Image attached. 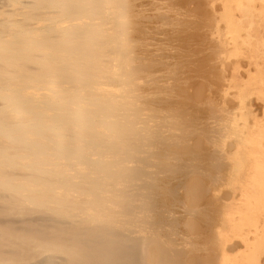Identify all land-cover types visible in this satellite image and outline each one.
Returning <instances> with one entry per match:
<instances>
[{"label": "bare ground", "instance_id": "bare-ground-1", "mask_svg": "<svg viewBox=\"0 0 264 264\" xmlns=\"http://www.w3.org/2000/svg\"><path fill=\"white\" fill-rule=\"evenodd\" d=\"M150 1H152V0H150ZM200 1L204 2L203 0H200ZM257 1H261V3H262V6L259 9H257L255 7V4L257 3ZM132 2L133 1H131V0H0V264H143L144 260L148 264H156L157 258L155 259V257H157L156 256L157 253H159L160 249H164V247H166V245L164 247L160 246L162 248L158 249L157 246L159 247V245H161V243L159 244L158 242H156L158 239L154 240L153 239L154 237L152 238L150 234H149L150 236H147L148 234L145 235V231H149V230L144 229L145 225L143 226V223H144L143 220H145L147 218H145L146 216L144 215L143 212L147 210L146 206H148V204H150V203L146 202V204L147 203L148 204L145 207H144V205L142 206L141 204H143L145 202L144 200L149 201L150 197H151V199L155 198V197L153 198V195H151V194L146 196L145 193L148 190H145L144 188H146L147 185H148V188H150V185H151L152 186L151 190L153 188L152 191L155 192V190H154L155 185H152V184H155L157 182L156 179L158 180V178H161V177H159V175H161V174H159L158 176H156V175L160 171L162 172V169L165 172L166 168L168 169L169 167H171V165L173 168V166H175V164L176 165L178 164L177 165L178 167L176 166V169L179 168V163L176 161L177 163H174V164L171 163V165H169L167 163V161L164 162V160H165L164 158H166L165 155L167 156V154H169L166 152L167 154L164 153V157L162 154L163 158H161V154L159 155L161 160L164 159L162 161L165 163V165L163 164L164 165L163 166L162 163L155 164L156 167H158L159 169L161 167L160 165H162L164 168L161 167L162 168L161 170L158 169L159 172H158V170L155 171V170L151 169L153 167L156 168L153 165L156 161L153 164L151 163V161H152L151 158H153V157H150V156H151V153H153V152H149V150L146 151V149L144 147L146 140H149L150 138H151L150 140H152L153 138L157 137L158 134L160 137L161 132L163 131L162 133H165V131L162 130L164 128L159 129V127H160L159 125L162 126L163 123H162V120H160V118H159L160 116H158L159 114H162V112L158 111V110H157L158 112H156V110H155V109H157L158 103L154 102V103H157L156 104L157 106H153L154 105V104H152L153 101H152V103H150V104H152L153 109L155 108L154 112H153L152 107H150L148 104V102H149L148 98H152V97H148V96L152 92L151 93L147 92L149 86H147L148 87L147 90L143 89V86L145 88V84L150 81V80L148 81V77H152V76L144 77L143 71L141 70V69H143L141 65L144 63L143 62L141 64V54H143V53L136 50L138 48L136 47L137 41H135L134 35H135V33H137L138 28L141 26V24L143 25L144 23L138 21L137 16L135 15V9H136L135 7H137V6H135L134 2L133 3ZM137 2H139V1H137ZM143 2H145V1H143ZM197 2L198 1H196V3ZM139 3H141V2H139ZM149 3H147V4L149 5ZM152 3L154 4L155 1L151 2V4ZM157 3H159V2H157ZM157 3H155V5H157ZM204 3H206V2H204ZM163 4H165V3H163ZM190 4H191V2H190ZM200 4H201V2H200ZM235 5L236 6L234 7V9L241 11V14H244L245 16H247V21H248V24L251 28L255 26L254 23L258 24V22H256L257 18L261 19V20L257 19L259 21V26H260V23H261V26L264 24L263 23L264 22V0H236ZM145 6H147V5H145ZM157 6L160 7V5H157ZM168 6H170V5H168ZM205 6H206V4H205ZM180 7H181V5H180ZM198 7H199V5H198ZM198 7L196 9L199 10L200 7L199 8ZM140 8H142V7H140ZM152 8H154V7H152ZM157 8H155V9H157ZM165 8L166 7H164V11H165ZM169 8H168V10H169ZM192 8H195V7L192 6L189 9H192ZM155 9H154V11H155ZM231 9H232V7H231ZM234 9H232L233 12L235 11ZM148 10H150V9H148ZM168 10L165 14H163V16H162V14H160V15L162 17H165V16L167 17L166 14L170 12V10L169 11ZM184 10H182V12ZM187 10H188V8H187ZM206 10L207 9H205V11ZM237 10L234 12L235 14L231 12V14H234L233 15L234 18H236L235 16H236ZM258 10H259V13L257 14ZM171 11H172V8H171ZM191 11H190V14H191ZM182 12H179V13H182ZM140 13H141V11H140ZM161 13H163V12H161ZM170 13H172V12H170ZM183 13H185V12H183ZM194 13H196V12H193L192 14H194ZM148 14H150V13H148ZM176 14H177V11H176ZM229 14H230V12H229ZM229 14H226V15H229ZM231 14H230V18L232 17ZM144 15H147V14H144ZM144 15H143V17H144ZM154 15L155 14H153V16ZM160 15L158 13L157 16H160ZM188 15H189V12H188L187 16ZM238 15L240 17V13ZM157 16H155V17L157 18ZM175 16H177V15H175ZM180 16H181V14L179 15V17ZM192 16H194V15H192ZM141 17H142V14H141ZM141 17L139 20H141ZM184 17H183V19H184ZM233 17L231 18V21H232ZM150 18L153 19V17H150ZM158 18H160V17H158ZM158 18H157V22H159ZM168 18H169V16H168ZM185 19H187V18H185ZM165 20H166V18H165ZM190 20H192V19H190ZM240 20H241V17H240ZM240 20L236 19L235 20L236 23H234V22H232V23L237 24V25L239 24L240 27L237 25H236V27H239V29H241L243 31V28L245 27L243 25H245V24L243 22H242L243 23L242 24ZM152 22H153V20H152ZM186 22L188 24L189 21H186ZM160 23H161V21H160ZM189 23H191V22H189ZM153 24H151V25H153ZM155 24H157L156 21H155ZM168 24L169 23H167V25ZM257 24H256V26H257ZM155 26H156V28H158V24ZM163 26L165 27L164 23H163ZM177 26H179V25H177ZM184 26H185V24H184ZM242 26H243V28H242ZM259 26L257 28H259ZM261 26H260V28H261ZM188 27H191V26H188ZM140 28H142V26ZM146 28H147V26H146ZM156 28H155V31H156ZM159 28H160V26H159ZM159 28H158V30L162 32L163 28H161V30ZM165 28H168V27H165ZM181 28H185V27L182 26ZM230 28H231V26H230ZM245 28H244V30H245ZM262 28L264 29L263 26H262ZM177 29L179 30L178 27H177ZM191 29H192V27H191ZM239 29H238V31L242 32ZM248 30H249V28H247L246 32H248ZM146 31H147V29H146ZM150 31L151 30L149 29L148 32H150ZM170 31H171V29H170ZM189 31H191V30H189ZM250 31H252V32H249V37L253 38V36L255 35L257 30L255 32V28H254V30L250 29ZM253 31H254V33H253ZM259 31L261 32L260 29H259ZM143 32H144V30H143ZM151 32H153V30ZM171 32H172V35H173V33H175L173 31H171ZM263 32H264V30H263ZM138 34H143V33H138ZM147 34H149V33L144 34V36L145 35L147 36ZM188 34H186V36H189ZM200 35H203V34L200 33ZM239 35H241V33ZM258 35H260L259 32H258ZM142 36L143 35H141V37ZM163 36H165V35L163 34ZM190 36H191V34H190ZM261 36L262 35L257 36L260 39L255 37L259 41L258 40H253V41L256 42V45L259 44V42H260V44L262 45L261 52L263 51V53H264V50H262V48H264L263 47L264 46V40H263L264 37L262 39ZM148 37H149V35H148ZM194 37H195V35H194ZM203 37L204 36H202V38ZM206 37H207V35H206ZM239 37L241 38L242 36H239ZM239 37H236V38H239ZM192 38H191V41H193ZM168 39L170 40V38H167L166 41H168ZM221 39L224 40L223 38H221ZM244 39H245V37H244ZM247 39H249V38H247ZM156 40H157V38H156ZM161 40H163V39H161ZM187 40H188V38H187ZM194 40H195V38H194ZM199 40H200V36H199ZM147 41H148V39H147ZM152 41H153V39H152ZM210 41H212V39ZM253 41H252V43L250 42L252 45L255 43ZM257 41H258V43H257ZM143 42H146V41L143 40ZM154 42H155V38H154ZM176 42H175V45H176ZM182 42L183 41L181 40L180 43L182 44ZM212 42H214V40ZM222 42L224 43V41H222ZM138 43H139V41H138ZM168 43H169V41H168ZM172 43H174V42H172ZM246 43H248V42L246 41L245 44ZM143 44L144 43H142L141 46H145ZM148 44H150V42H148ZM165 45L167 46L168 44L165 43ZM256 45H254L255 48L253 49L255 53H257L256 49L259 50L260 46H261L260 45L258 47V45H257V47H256ZM219 46L220 45H218V47ZM247 46H249V45H247ZM152 47L153 46L151 45V48L149 47V49H152ZM177 47H179V46H177ZM188 47H189V45H188ZM218 47L216 46V48H218ZM225 47H227V46H225ZM162 48L164 49L165 47H162ZM162 48H161V50H162ZM219 48L221 49V46ZM153 49H154V47H153ZM156 49H160V48H156ZM170 49H171V47H170ZM144 50H146V49H144ZM144 50L142 49V51H144ZM214 50H216V49H214ZM153 51H155V50H153ZM185 51L183 50L182 52H185ZM218 51L220 52L219 49H218ZM225 51H226V49H224V52ZM157 52H159V50ZM146 53H147V51H146ZM168 53H170V52H168ZM168 53H166L167 56L170 55ZM247 53H248V50H247ZM177 54H178V52H177ZM159 55H160V58L163 56V55L161 56V54H158V55L155 54V56H159ZM166 55H164V56H166ZM167 56H166V59H168ZM180 56H181V53H180ZM262 56H264V54ZM150 57L152 58V56H149V58ZM217 57H218V55H217ZM219 57L222 58V56H220V55H219ZM145 58L146 57H144V59ZM180 58H183V56H181ZM147 59H148V57H147ZM164 59H160L161 62ZM166 59L163 62H165ZM221 60L223 62V59H221ZM147 61H148L147 63L149 65L148 64L145 65V66H147V68L143 69L144 71L148 70L149 67L152 70V68L150 66L152 61L151 60H147ZM154 61H157V58ZM174 61H176V59ZM181 61H183V59ZM181 61H179V62H181ZM214 61H215V59H214ZM257 61H256V63H257ZM171 62L172 61H170V63ZM251 62H253V61H251ZM153 64H154V62L151 65L154 66L157 63L155 62V64L154 65ZM176 64L177 63L173 64V65H175V68H176ZM223 64H225V61ZM158 65H161V64L158 63ZM237 65H239V64H237ZM166 66H167V64H165L164 67L162 66L163 67L162 69H164ZM170 66H172V65H170ZM170 66H168V70H169ZM232 66L234 67V65H232ZM239 66H241V65H239ZM223 67H225V66H223ZM155 68H157V67H155ZM171 68H173V66ZM175 68H174V70H175ZM180 69H178V70H180ZM170 70L172 71V69H170ZM163 71L164 70H162V73H163ZM171 71H168L169 73H167V70H166V72L164 71L165 72L164 74L167 73V75H165V79L167 78V80H165V81H168V77H169L168 74H171L172 73ZM145 72H147V71H145ZM148 72H149V70H148ZM157 72L160 73L161 71L157 70ZM154 73H155V71H154ZM175 73H174V76L173 75H171V76L176 77ZM178 73H179V71H178ZM145 75H146V73H145ZM161 75L163 76V74H161ZM166 76H168V77H166ZM251 78H250V81L253 80L254 82L257 79L256 76H253V79H251ZM157 79H155V80H157ZM175 79H171V81H169L172 84V86L170 87V89H171L170 92H169V88H167L168 89L167 93H168V95H170V97H172L171 93H173L171 91L175 92V90H172L174 83H175L174 82ZM262 79H264V77ZM178 80H180V79H178ZM178 80H176V81L178 82ZM261 80H258V84ZM157 81H156V83H157ZM153 82H155V81L153 80ZM160 83H162V82H160ZM170 83H168V84H170ZM260 84H263V82L261 81ZM147 85H154V84L151 83V84H147ZM161 85L162 84H160L158 86H161ZM164 85H166L165 82H164ZM178 85H180V84L178 83L177 87H179ZM203 85H205V84H203ZM156 86H155V89L157 91L158 88H156ZM166 86H168V85H166ZM198 86H200V84H198ZM217 86H220V85H217ZM239 86L243 87L242 84H240ZM244 86H246V85H244ZM175 87H176V85H175ZM162 88H164V87H162ZM162 88H160L159 90H161ZM197 88L194 90H197ZM207 88H208V86H207ZM207 88H204V89H207ZM152 89H153V87H152ZM152 89H151V91H152ZM180 89H182V88H180ZM185 89L186 88H184V90ZM199 89H201V88H199ZM201 90H203V88ZM241 90H239V91H241ZM176 91H177V89H176ZM207 91H209V90H207ZM262 91H264V90H262ZM158 92L160 93V91H158ZM158 92H154L152 94L156 93V96H158L157 95ZM163 92H161V93H163ZM182 92H183V90H182ZM195 92H197V91H195ZM214 92H215V89H214ZM218 92H221V90ZM193 93H194V91H193ZM199 93L201 94V92H199ZM188 94H189V92H188ZM197 94H198V92H197ZM200 94H198V95H200ZM175 95H177V94H175ZM204 96L206 97V94ZM154 97L155 96H153L152 99L155 100ZM170 97H168V98H170ZM184 97H187V95H184ZM197 97H199V96H197ZM210 97H212V95ZM177 98H179V97H177ZM177 98L172 97V99H176V101H177ZM189 99L193 100V99H191V97H188V99H186V100L188 101ZM168 100L169 99H167L166 101H168ZM251 100H253V99H251ZM178 101L176 103H178ZM186 102L183 101L184 104ZM200 102H199V104H200ZM250 102L251 101L248 102L249 103V105L247 107L248 109L250 108V105H251ZM179 103L181 104L182 102H179ZM245 103H247V102H245ZM164 104L169 106V107H167V106L166 107L169 108L168 110H170V104L169 103H168L169 105L167 103H164ZM184 104L183 105L181 104L182 105L181 108L177 107L176 110L181 109L179 111V112H181L182 107L184 110V108L186 106V104L185 105ZM178 106H180V105H178ZM222 106H224V104ZM251 106L254 107L255 105H251ZM159 107L160 106H158V109H159ZM172 107H173V105H172ZM220 107H221V104H220ZM162 108L164 109V107H162ZM173 109L175 110V107ZM165 110H166V108H165ZM168 110H166L168 112L167 115L170 116L171 118L169 117L170 118V120H169L168 116H167V118L165 116V124L167 122V124L169 125L168 126V125L163 124L164 125L163 127H165V128H166V126L168 127L166 132H168V129L172 128L170 126H173V124L170 125L168 122L170 121V123H171L173 121V123L177 124V121L174 122L176 119V118H174V117H176L174 115L179 114V112H177V111H176L177 113L175 114V111L173 112L171 109V113L173 112L172 116H174V117H172L170 115L171 113ZM216 110L217 109L213 110V112H215ZM221 110H222L221 113H223V109H221ZM249 110H251V109H249ZM252 110H253V108H252ZM252 110H251V112H253ZM256 110L258 112V109H256ZM150 111H152V112H150ZM159 112H161V113H159ZM182 112H181V114H182ZM216 112H218V111H216ZM230 112H232V111H230ZM154 113H157L158 115L156 114V116H158V117H156ZM221 113H220V115H221ZM163 114H162V116H164ZM184 114H185V111H184ZM182 115L181 116L178 115V118L181 117L182 120L184 119L182 121V123L183 122L185 123V121H186L185 119H187V117H185V115L184 116H182ZM232 115L233 114H231L230 116H232ZM237 116H239V115H237ZM183 117H185V118H183ZM218 117H219V114H218ZM163 118L164 117H162L161 119H163ZM172 118L174 120H171ZM178 118L176 120L181 121ZM222 119H223V117H222ZM163 122H164V120H163ZM157 123H159V125H158L159 127L157 126ZM176 124H174L175 128L177 127ZM178 124H179V122H178ZM180 124H181V122H180ZM256 124H257V126L260 125L259 122H257ZM155 126L157 127V129ZM228 126H230V125H228ZM186 127L188 128L189 126L186 125ZM256 128H257V130H259V127H256ZM158 129L162 130V131L159 133ZM172 129H174V128H172ZM190 129H191V127L188 128V132ZM169 131H171V130H169ZM174 131H175V129H174ZM184 131H185V129H184ZM223 131H225V130L223 129ZM171 132H173V130ZM221 132H222V130H221ZM260 132L262 133L263 130ZM175 133H176V135L173 133L175 136H173L171 139H170V136L168 138V135L165 138H168V139L174 141L175 139H178L177 132L175 131ZM225 133L226 132H222V135ZM184 135L185 136L190 135V134H187V129H186V133ZM244 135L246 136V134H244ZM262 135L264 136V134H259L256 136V138L254 137V135L252 137L251 141L254 144V147H256V149H254L253 153H252L253 154L252 155L253 156V164H252V168H250L251 171L249 172V174L247 173V170L245 169L246 173L248 174V176H247L248 184L245 185L244 189L241 188V189H243V195H244L243 200L244 201H242L241 206H239V207L235 206L237 202L234 203L235 204L234 206L237 207L236 208L237 214H239V215L238 216H232L233 217L232 219L230 218L231 223H233L231 225H233L234 228L233 229L231 228L232 231L230 230L231 233L227 234V239H226L227 242H229V241H232L233 238H234L233 240H236L235 237H237V238L240 237L242 239V241L244 242L243 246H245V250L243 251V253L241 255L238 254L239 256L235 257L233 259L232 257H230L229 252H228V251L231 252V250H227V248L224 247V245H222L223 247H219V248L221 249L220 251H222V248H223V251H222L223 256L221 254L220 255L222 256V259H224V264H260L259 263V255H260V253H262L261 252L262 250L264 251V148L258 147L262 144V142L260 140V139H263ZM180 136H182V135H180ZM191 136H192V134H191ZM161 138H163L162 139L163 141H160ZM165 138L160 137V140H159V138H157L159 141L156 138L155 139L160 144V142L162 143L165 140H167ZM185 139H187V138H185ZM214 139L215 140H213V142L217 141L216 138H214ZM179 140H181V139H179ZM179 140H176L177 142L175 141L177 143V145H176V143L172 142L173 143L172 146H173V148H175L174 147V144H175V146L177 148H179L178 152H181L180 143H179V147H178V142H180ZM247 140H248V138H247ZM258 142L259 143L261 142V144L259 145ZM165 143H166V141L164 142V144ZM167 143H170V142H167ZM181 143H182L181 145L183 147L181 149L183 150L185 148L184 146H186L188 143L185 144L184 146H183V143H186L185 140H184V142H181ZM263 143H264V141H263ZM147 145H149V143ZM245 145H243V146H245ZM262 145H264V144H262ZM154 146H155V144H154ZM148 147H152V146H148ZM235 147L236 146H234L233 148H235ZM238 147L239 146L237 145V148ZM249 147L250 146L248 145L247 148H249ZM177 148H176V150H177ZM240 148L242 149V147H240ZM155 149H157V148H155ZM162 149H163V147H162ZM243 149L245 150L246 146ZM176 150L174 149L173 151H171L172 154H173V152H176ZM218 150H219V148H218ZM220 151H221V149H220ZM250 151H252V149ZM147 152L150 153V156L145 155V153H147ZM217 152L219 153V151H217ZM221 152L223 154V151H221ZM247 152H248V150H247ZM244 153H246V152H244ZM176 154H177V156H179L180 153H175V155ZM155 156H158V155H155ZM174 157H172V158H174ZM181 159L183 160L182 157L180 158V160H178V161H180V163L187 161V160L182 161ZM237 159H239V156L237 157ZM167 160H169V159H167ZM174 160H177V158L175 157ZM241 160H242V157H241ZM159 162H160V160H159ZM159 162H157V163H159ZM241 162H243V161H241ZM248 162L249 163H247V164L251 165L250 161H248ZM166 163L168 166L166 165ZM186 163H185V165H187V168H185V165H184L185 169L190 170V166H191L193 168V170L195 169L194 170L195 173H197L196 167L191 165L192 163L189 165H188V163L187 164ZM183 164L184 163H181L180 165H183ZM246 167H248V166L246 165ZM249 167H251V166H249ZM180 168H183V167L180 166ZM176 169H173V170L169 169V171H174ZM185 169H183V171ZM237 169H238V167H237ZM187 170H185L184 173H186ZM176 171H178V169ZM188 172H187V174L190 173L189 175L191 176L192 172H189V173ZM221 172H223V170H220V174L222 176ZM179 173L183 174L182 171ZM199 173H197V174L201 175V172H199ZM197 174L193 173L192 176H196ZM183 175H184V177L182 176L181 178H185L186 179V180H184L185 182L187 180H189V179H187L189 177H186L185 174H183ZM154 176H156V177H154ZM166 176H169V175L166 174ZM216 176H214V177L218 178ZM221 176H219L220 179L218 178L219 181L221 180ZM223 176H222V178H223ZM170 177H171V175H170ZM201 177H203V175ZM212 177H207V178L209 180V178L211 179ZM153 178L155 180L152 181ZM171 179H173V177ZM192 179H193V177H192ZM202 179H204V178H202ZM178 180H180V176H179ZM205 180H206V178H205ZM205 180H203V182ZM235 180H239V179H235ZM154 181H156V182L154 183ZM211 181L215 182L214 180H211ZM221 181L224 182L223 185H225V181L224 180H221ZM221 181H220V184L222 183ZM158 182H161V181L158 180ZM185 182L183 185L184 188H185V186L187 187V182L186 183ZM191 182L195 183V181H191ZM164 183H165V181L162 183L161 186L159 184L157 187L158 188L159 187L162 188V186L164 187V185H163ZM169 183H171V181H169ZM194 183H193V186H195ZM206 183H208V182H206ZM167 184H168V181H167ZM171 184L173 185V183H171ZM171 184H169V185L171 186ZM177 184L179 185L178 181H177ZM213 184H215V183H213ZM220 184L218 183L219 187H220ZM243 184H245V183H243ZM188 185H190V184H188ZM235 185H236L235 193L237 195L238 194L237 191H239L238 189L240 187L237 189V184L234 183V186ZM166 186L164 189H166L167 191L172 189V187L169 188V186H168L169 189H167ZM175 186H176V184H175ZM177 186H176V189H177ZM179 186H182V183ZM208 186H210V184ZM212 186H210V190H211ZM216 186L217 185H215V187ZM234 186H232V187H234ZM189 188H191V187H189ZM193 188L194 187H192L190 189L191 192H189L190 190L187 191L191 195L192 194L195 195L194 193L196 192V191L194 193L192 192ZM196 188H199V187L197 186ZM217 188L215 190L214 186H213V189L215 191H211V193L212 194H213V192H215L216 194L218 193L217 201L219 200V197H222V196L223 197L221 199H223L225 197L224 198V200H225L227 193H226V196H224L225 190H223V188L221 186L220 189L222 188V190L224 191L223 192L224 195L222 194L220 196L219 193H221L222 191L219 190V192H217V190H218ZM164 189H162V190H164ZM230 189L231 190L233 189V192H234V188H230ZM143 190L145 191V193ZM162 190H161V192H162ZM166 190H164V192H165V194L168 195L169 192L167 193ZM152 191H150L148 193H152ZM157 191L160 192L159 190H157ZM184 191H185V189H184ZM184 191H182L183 194L180 191L181 192L180 193L181 194L180 195L181 200L183 199L182 195L184 197ZM171 193H174V191ZM188 193H185V194L189 198ZM229 193H231V195L234 194V193L232 194V192H229ZM155 194H157V192ZM159 194H158V196H159ZM165 194L163 193L164 196H165ZM176 194L177 193L174 194L175 197H176ZM209 194H210V192H209ZM209 194H206V195H209ZM212 194H210V195H212ZM216 194L214 196H217ZM163 195L160 196L159 198H161L164 201L163 198H167V197H163ZM234 195L231 196L230 198L227 196L228 200L229 199L231 200L232 197H234ZM236 195H235V198L237 196H239V195H237V196ZM212 196L211 197L210 196H204L205 198L200 196L201 198L200 197L199 198L206 200L208 197L207 202L209 204L210 200H212L211 201L212 203L216 201V200H214L216 197H212ZM146 197H149L148 198L149 200H147ZM190 197L192 198V196H190ZM159 198H158V200H159L158 202L160 203L162 200ZM212 198H214V199H212ZM142 199H144V200H142ZM177 199L179 200L180 198L177 197ZM184 199H185V197H184ZM239 199H241V198H239ZM141 200H142L141 204L137 203V201H141ZM166 200H165V202H166ZM181 200L178 202L182 203L185 201L184 203H186L188 199H186L184 201H181ZM233 200H235V199H233ZM175 201H177V200H175ZM199 201L200 200H198L197 203H200ZM217 201H216V203H217ZM158 202H156V203H158ZM168 202H169V200H168ZM193 202H194V200H193ZM225 202H227V200ZM163 203L164 202H162V204L161 203L160 204L163 205ZM187 203H186V205L183 204L185 206L188 205L187 207L182 205V207L184 209L186 208L185 209L186 211H188L189 208L192 207V205L190 206V204H187ZM212 203H210V204L212 205ZM216 203H213L215 205L214 206L215 208H217ZM220 203H219L220 205L224 204V203L222 204V202H220ZM231 203H233V202H231ZM231 203L229 202L228 204H231ZM152 204H154V203H151V205ZM168 204L163 205V209H162V207H161V209L164 210V206L165 207H166V205L169 206ZM203 205H205V204H203ZM225 205H227V203ZM155 206H156V204H155ZM155 206L151 207V208H156ZM157 206H158V204H157ZM177 206H178V204H177ZM177 206L175 208H177ZM180 206H179V208H181ZM231 206L232 205H229V207H231ZM222 207L223 206L219 207L221 209L218 208L219 211L221 210L220 212H223ZM144 208H145V210H144ZM196 208H197V206H196ZM196 208H195V210H196ZM201 208H203V207H200V209ZM211 208H212V206H211ZM161 209H160V212L162 211ZM203 209H204V211H203L204 215H202V216L207 217L208 215H206V213L211 214V213H209L210 212L209 210L205 213L206 208H203ZM208 209H210V208H208ZM218 209H215L213 211L211 209L210 210H211V212H215ZM225 209H228V208H225ZM225 209H224V211H225ZM152 210H154V209H152ZM156 210H158V209H156ZM185 210H179V211L184 212ZM193 210H194V208L191 210V212L193 214L197 215V213H199L198 212L199 209L196 211L195 210L193 211ZM165 211H168V210L165 209ZM201 211L202 210H200V212ZM160 212H157V214L159 216H162V215L164 216V214H162ZM171 212L174 213L176 211L174 210ZM180 212H179V214H180ZM183 212H182V215L180 214V216H183ZM194 212H196V213H194ZM217 212L218 211H216L215 214H212V216L213 215L216 216L218 214ZM228 212H229V210H228ZM223 213H225V212H223ZM184 214L186 215V213H184ZM191 214L189 213L188 215H191ZM201 214H202V212H201ZM220 214H222V213H220ZM188 215H186V216H188ZM192 215L190 216L192 218H190L189 216L188 217L184 216V218L183 217L181 218L180 216L179 217H180V220L181 219L187 220L190 218L189 220H191V219L195 220L196 219L195 221H197L201 218V216L200 217L197 216L198 218H196L195 217L196 215L194 216L195 217L194 218ZM221 216L223 217V215H221ZM224 216H225V214H224ZM227 216H226V218H228ZM143 217L145 219H143ZM147 217H148V215H147ZM216 217H213V218H215L217 220V222H219L218 221L219 219H217ZM222 217L220 219H224V217L223 218ZM149 218L152 219V215H150L148 217V219ZM153 218H154V216H153ZM156 218H157V216L155 217V219ZM159 218H157V219L159 222H161L159 220ZM213 218H211L210 216L208 219L205 218L208 221L210 219H212V221L214 220V222L211 221L212 225L209 224L210 222L208 223V221H207V227L211 225L214 228H216L218 225L220 226V224H221L220 222H223V221L225 224V219H224V220L220 221L219 224L216 223L217 224L216 225V224H214L216 221ZM141 219H143V220H141ZM165 219L167 220L168 218H165ZM205 219H202V220H205ZM176 220H178V219H176ZM176 220H174V222ZM206 220H205V223H206ZM195 221H193V223ZM137 222H140V224H139L140 226L138 228L137 227L134 228L137 225ZM145 222H147V220H145ZM159 222H158V224H159ZM168 223H172V222H168ZM205 223H203V224H205ZM147 224L150 225L149 223H147ZM153 224H155V223H153ZM167 224H165V225L167 226ZM188 224L191 225V223H189V222L187 223V225ZM199 224H201V222ZM199 224H197V225H199ZM213 224L216 225V227ZM226 224H227V222H226ZM165 225L163 227H166ZM168 225H169V227H171L170 224H168ZM172 225H173V223H172ZM153 226L156 227V224L152 225L151 228ZM178 226L180 227L181 224H179ZM182 226H184V225H182ZM192 226H190L191 229H192ZM211 226H210V228H211ZM222 226L217 227V228L218 229L220 228L219 230H226L227 229L226 228L227 225H225L226 229H221ZM146 227H148V226H146ZM163 227L161 226V228H163ZM172 227L174 228V226H172ZM176 227H175V229H176ZM200 227L202 228V226H200ZM156 228H158V227H156ZM198 228H199V226H198ZM214 228H211L209 230L208 228L205 227L204 229L212 231ZM163 229H165V228H163ZM159 230H160V228H159ZM168 230H169V228H168ZM170 230H173V229H170ZM186 230L188 231V228L185 229V232H186ZM156 231L159 232L158 230H156ZM205 231H203L204 234H205ZM228 231H229V229H228ZM149 232H146V233H149ZM154 232L155 231H153V233ZM161 232H159V233L161 234ZM212 232H214V231H212ZM215 232L219 233V231H217V229ZM177 233L178 232H175V234H177ZM186 233H188L187 234V236H188L189 232H186ZM191 233H192V231H190V234ZM221 233H223V231ZM221 233H220L218 239L221 238V236H222ZM172 234L175 235L174 230H173ZM182 234H185V233L183 232ZM182 234H179V235L182 236ZM215 234H216V236H214ZM215 234L212 236L208 234V236H211L214 239L217 237V233H215ZM164 235H166V234H164ZM169 235H171V234L170 233L167 234V236H169ZM173 235H171V236H173ZM156 236H158V238H159V235H156ZM167 236L165 237L166 239L168 238ZM192 236L194 237V234H192ZM197 237H198V239H200L199 236H197ZM151 238H152L151 241L153 242V240H154L156 242L155 244L157 246H155L154 243H151V242L149 243V245H147V247L146 246L144 247V245H146V244H143V243L140 244L143 240L150 241ZM171 238H172L171 240L174 241L173 237H171ZM184 238H186V236H184ZM184 238L182 236V240ZM205 238H207V237H205ZM168 239H170V238H168ZM178 239H179V237H178ZM188 239H190L189 241H186L188 244L185 242L184 243L186 245L191 246L190 244L193 243V242H191V240H193V239H192V237L190 238L189 236H188ZM204 239H202L201 241H203ZM186 240H187V238H186ZM205 240H206L205 242L207 243L206 245H209L211 241H213L216 244L218 243L217 240L215 241V239L210 241L207 238ZM207 240H209L210 242H208ZM237 240H238V244H239V242L241 243V240L240 241H239V239H237ZM167 241L171 242L169 240H167ZM180 241L178 240L179 243H181ZM178 242H176V243L179 246ZM195 242L198 243L199 241L198 242L195 241ZM176 243H175V241L173 242V244H176ZM196 243H193L192 245H194ZM234 244L236 245V243H234ZM238 244L236 246H238ZM184 245H183V247H184ZM186 245H185V247L187 248ZM199 245H200V248H203V244L198 243L197 246L199 247ZM136 246L137 247L139 246V249L136 248ZM151 246H153L154 250L158 249V251L157 252L154 251L155 253H152L153 248ZM171 246H173V245H171ZM171 246H169V248ZM178 246L175 245L173 247L174 250H173V248H171L172 249V253H171L172 256L168 255L169 253L167 250L171 251L170 249L166 250L165 253H168L167 255L164 254L166 258H167V256H170L169 259L173 260L172 264H176V262L174 263V261H177V259L180 258L179 255H181V252L186 250V248L184 247V249L183 250L180 249V252H179V248L176 249ZM197 246H196V249H194V250H199L196 252L201 253L202 249L201 250L197 249ZM140 247L141 248L144 247L145 251L147 248V251L150 253L147 258L144 256L145 254L143 255V258L141 257ZM181 247H182V245H181ZM193 247H195V245ZM210 247L211 248L216 247V245L213 244V246H212V244H211ZM228 247H229V245H228ZM240 247H242L241 244H240L239 248ZM175 249L177 250V252ZM191 249H190V247L187 248V252L189 253V250L191 252ZM204 249H203V252L204 251L207 252L209 250L207 248H204ZM213 249L214 248H212L210 250L212 251ZM215 250L216 249H214L213 251H215ZM218 250L219 249H217V251ZM233 250H235V247ZM211 251L209 253H211ZM173 253L174 254L180 253V254L176 255L179 257L176 259V256L174 255L175 256L174 257ZM154 254H156V255L154 256ZM162 254H163V251L161 250L160 254H158V256L161 255L163 257V259H165ZM185 254H187L186 251L183 255H185ZM191 254L192 253H190L188 256H190ZM203 255L205 256L206 254L203 253ZM185 256H183V259H185ZM214 256H217V254L213 253L212 257H214ZM172 257H174V258H172ZM181 257H182V255H181ZM219 257H216V258H219ZM201 258L203 259L204 257H201ZM210 258H211V256H210ZM160 259L161 258L157 259L158 263L163 260V259L162 260H160ZM202 259H198V260L202 261ZM214 259H215V257H214ZM220 259H221V257H220ZM220 259H217L218 260L217 264H220L219 263L221 261ZM165 260H167V259H165ZM169 261L168 262L165 261V262L167 264H169ZM178 261H177V264H179V263L181 264L182 262H184L182 260L181 261L178 260ZM209 261H210V259H209ZM170 262H172V261H170ZM164 263L160 262L159 264H164ZM185 263H186V261H185ZM204 263L207 264V262H204ZM221 263H222V261H221ZM191 264H193V263L191 262ZM195 264H197V263H195ZM201 264H202V262H201Z\"/></svg>", "mask_w": 264, "mask_h": 264}, {"label": "rangeland", "instance_id": "rangeland-1", "mask_svg": "<svg viewBox=\"0 0 264 264\" xmlns=\"http://www.w3.org/2000/svg\"><path fill=\"white\" fill-rule=\"evenodd\" d=\"M131 1H133L134 2V4H135V6H137V7H135L136 9H135V15L137 16V19H138V21L139 22H142V23H144L143 25L141 24V26H142V28H138V31H137V33H135V41H137L136 42V47L138 48V49H136L137 51H139V52H141V53H143V54H141V66H142V68L143 69H146L147 68V66H145V65H147L148 63V61L147 60H151L152 61V63L154 62V64H155V62L157 63V64H153L154 66H152L151 64H150V66H151V68H152V70L150 69V67L148 68V70H149V72H148V70H145V71H147V72H145L143 69H141L142 71H143V74H144V77H146V76H152V77H148V81L150 82H147L146 84H145V88H144V86H143V89H145V90H147V86H149V88H148V90H147V92H149V93H154V92H158V91H160V93L161 92H163V93H157V95L158 96H156V93L155 94H149V96L148 97H152L153 98V96H155L154 98H155V100L154 99H152V98H148V104H149V106L150 107H152V104H154L153 106H160L159 107V109H158V106H157V109H155L156 110V112H158V111H161L162 112V114L164 115V116H162V114H157V113H154L155 114V116H156V114L158 115V116H160L159 118H160V120H162V123L163 124H165V116H166V118H167V114H168V112L166 111V110H168L169 108H167V107H169V106H167V105H165L164 103H169L170 104V110H168L170 113H171V109H172V111L174 112L175 111V114L177 113V112H179L180 110H176V108L177 107H179V108H181V106L184 104L183 103V101L184 102H186L187 100L186 99H188V97H191V99H193V100H188L185 104H186V106H185V108H184V110H183V107H182V114H181V112H179V114H177V115H174V116H176V117H174V116H172L173 114V112L170 114L172 117H174V118H178V115H182V116H184L185 115V117H187V119H185L186 121H185V123L183 122L182 123V121L184 120H182V118L180 117V118H178V119H180L181 121H179V120H176L175 119V121L174 122H176L177 121V124L176 123H173V121L170 123V116H168V123L171 125V124H173V126H170V127H172V128H174L175 129V131L177 132V135H178V139H175L174 141H172V140H170L173 136H175L176 135V133H175V131H174V129H172V128H170V129H168V132H166V130H167V126H166V128L165 127H163L164 125L162 124V126L161 125H159V123H157V126L159 127V129H162V128H164V129H162V130H164L165 131V133H162L163 131L162 130H159V133L161 132V136L160 137H167V135H168V138H169V136H170V139H168V138H165V139H167V140H165L166 141V143L167 142H170V143H165L164 144V142H160V144L157 142V138H159V140H160V137H159V134L157 135V137H155V138H153L152 140H146V142H145V149H146V151L147 150H149V152H153V153H151V156H150V153H145V155L146 156H150V157H153V158H151L152 159V161H151V163L153 164L155 161V163L153 164L155 167H156V165L155 164H160V163H162V165L164 164L165 165V163L164 162H166L167 161V163L169 164V165H171V163H179V168H177L178 169V171H176L177 169H176V166L178 165H176L175 164V166H173V168H172V165H171V167H169L168 169L166 168V170H165V172L163 171V169L162 168H164L162 165H158L159 167H160V169L158 168V167H156V168H154L153 166V168H151V169H153V170H161L162 169V172L160 173L159 172V170H158V174L156 175V176H158L159 174H161V175H159V177H161V178H158V180L159 181H161L162 183L165 181V183L163 184L164 185V187L162 186V188L161 187H157L159 184H160V186L162 185V183L161 182H158V180L156 179V181H154V183L155 184H152V185H155L154 187V190H155V192L154 191H152L153 190V188H152V190H151V185H150V188H148V185H147V187L146 188H144L145 190H148L146 193H145V191H144V193L146 194V196L147 195H149V194H151V195H153V198L154 199H151V197H150V200L148 199L149 197H146V199L147 200H149V201H146V200H144V199H142V200H144L145 202L143 203V204H141V202H142V200L141 201H137V203H139V204H141L142 206L144 205V207L148 204H146V202H149L150 204H148V206H146V209L148 210H146V211H144L143 213H144V215L146 216H144L145 218H147V219H145L144 217H143V219H145V220H147V222H145V220H143V219H141V220H143L144 221V223H143V226L145 227H143L144 229H148L149 231H145V235H147V236H150L151 235V237L154 239V240H157L156 242H158L159 244L161 243V245H159V247L155 244L156 242L153 240V242L151 241L152 240V238L150 239V241H147V240H143L140 244H146V245H144V247L146 246L147 247V245H149V243L151 242V243H154V245L155 246H157V248L158 249H160V248H162V247H164L165 245H166V247H164V249H160V251L162 250L163 251V256H164V258L165 259H167V260H165V259H163V257L161 256V255H159L158 256V254H160V251H159V253H157V255L156 254H154V256L156 255L157 257H155V259L157 258V259H159V258H161L160 260H162V261H160V262H162V263H164L165 261H169L170 259V256H167V258L165 257V255H167L168 253V255H171V253H172V249L171 248H173L175 245L176 246H178L177 245V243L176 242H178V240L182 243H179V246L176 248V249H178L179 248V252H180V249H184V247H185V243H187L186 241H189L190 239H188V236L191 238L192 237V239L193 240H191V242H193V243H196L195 241H199L198 243H201V244H203V248H200V245H199V247L197 246L198 245V243H196V244H194L195 245V247H193L194 245H192V244H190L191 246H189V245H186L187 246V248H189L190 247V249L192 248L193 250L194 249H196V246H197V249H202L201 250V253L199 252H196V251H199V250H192L191 249V252H190V250H189V253L187 252V248H186V250H184V251H182L181 252V255H182V257H181V255H179L180 256V258H178L179 256H176V255H178V254H180V253H173V256L175 255L176 256V259H177V261L178 260H182V261H184V262H182L183 264H191V262L193 263V264H195V263H197V264H201V262H202V264H205L204 262H207V264L209 263V264H217V259H220V257H221V261H222V263H221V261L219 262L220 264H224V259H222V256H223V248H222V251H220L221 249L219 248V247H223L222 245H224V247H226L227 248V250H231V252L230 251H228L229 252V255H230V257H232L233 259L235 258V257H238L239 255H241L242 253H243V251L245 250V246H243L244 245V242L242 241V239L240 238V237H235V239L236 240H233L232 239V241H229V242H227V234L228 233H231V231H232V229L234 228V226L233 225H231V224H233V223H231V220H230V218L232 219L233 217L232 216H238L239 214H237V207H239V206H241V203H242V201H244L243 199H244V195H243V189H244V187H245V185L246 184H248V178H247V176H248V174H249V172L251 171L250 170V168H252V164H253V150L254 149H256V147H254V144L252 143V137H253V135H254V137L256 138V136L257 135H259V134H264V91H262V90H264V79H262L263 77H264V56H262L264 53H263V51L261 52V47H262V45L260 44V42H259V44H257L258 45V47L260 46V51L259 50H257L256 49V52L258 53H255L254 52V45H256V42L255 41H253V40H258V39H260L259 37H257V36H260V35H262L261 36V38L263 39V37H264V32H263V28H262V26L264 27V22L262 23L263 25L261 26V23H260V26H261V28H260V26H259V21L258 20H261V19H259V18H257L256 19V22H258V24L257 23H254V27H250L249 26V24H248V21H247V16H245L244 14H241V11H239V10H237V9H234V7L236 6L235 4H236V0H203L204 2H206V3H204V2H202V1H200V0H152V1H148V0H131ZM137 1H139V2H141V3H139V2H137ZM143 1H145V2H143ZM147 1V2H146ZM155 1V3H157V2H159V3H157V5H160V7H158L157 5H155V3L153 4H151V2H154ZM157 1V2H156ZM164 1V2H163ZM175 1V2H174ZM185 1V2H184ZM193 1V2H192ZM196 1H198L197 3H196ZM201 2V4H200V2ZM218 1V2H217ZM132 2V3H133ZM143 2V3H142ZM150 2V3H149ZM168 2V3H167ZM172 2V3H171ZM174 2V3H173ZM190 2H191V4H190ZM208 2V3H207ZM216 2V3H215ZM231 2V3H230ZM145 3V4H144ZM147 3H149V5L147 4ZM163 3H165V4H163ZM171 3V4H170ZM204 5H203V4ZM211 3V4H210ZM258 3V4H257ZM257 5L255 4V7L257 8V9H259L261 6H262V3H261V1H257ZM139 4V5H138ZM143 4V5H142ZM173 4V5H172ZM181 5V7H180V5ZM186 4V5H185ZM195 4V5H194ZM197 4V5H196ZM205 4H206V6H205ZM210 4V5H209ZM214 4V5H213ZM145 5H147V6H145ZM162 5V6H161ZM168 5H170V6H168ZM176 5V6H175ZM178 5V6H177ZM198 5H199V7H200V9L198 10V9H196L197 7H198ZM201 5V6H200ZM151 6V7H150ZM158 8H157V7ZM173 6V7H172ZM195 7V8H192V9H189L190 7ZM197 6V7H196ZM205 6V7H204ZM140 7H144L143 9L142 8H140ZM152 7H154V8H152ZM163 7V8H162ZM164 7H166L165 8V11H164ZM170 7V8H169ZM186 7V8H185ZM198 7V8H199ZM231 7H232V9H234L235 11L237 10V12H236V18H234L233 17V15L235 14L234 12H233V10L231 9ZM146 8V9H145ZM155 8H157V9H155ZM168 8H169V10H170V12H172V13H167L166 15H167V17L165 16V17H162L163 16V14H165L166 12H167V10H168ZM171 8H172V11H171ZM176 8V9H175ZM187 8H188V10H187ZM145 9V10H144ZM148 9H150V10H148ZM154 9H155V11H154ZM161 9V10H160ZM174 9V10H173ZM179 9V10H178ZM185 9V10H184ZM204 9V10H203ZM205 9H207L206 11H205ZM141 11V13H140V11ZM144 12H143V11ZM147 10V11H146ZM152 10V11H151ZM158 10V11H157ZM160 10V11H159ZM168 10V11H169ZM182 10H184L183 12H185V13H183L182 12ZM192 10V11H191ZM198 10V11H197ZM229 10V11H228ZM231 10V11H230ZM176 11H177V14H176ZM182 12V13H179V12ZM189 12V15L187 16V14H188V12ZM190 11H191V14H190ZM137 12V13H136ZM139 12V13H138ZM143 12V13H142ZM155 12V13H154ZM159 13V15L160 14H162V16L160 15V16H157L158 15V13ZM161 12H163V13H161ZM193 12H196V13H194V14H192ZM198 12V13H197ZM229 12H230V14H231V12L232 13H234V14H231L232 15V17H233V19H232V21H231V18H230V14H229ZM148 13H150V14H148ZM155 14L154 16H153V14ZM240 13V17H241V20H240V17H239V14ZM259 13V10H258V12H257V14ZM141 14H142V17H141ZM144 14H147V15H144ZM169 14V15H168ZM174 16H173V15ZM181 14V16L179 17V15ZM226 14H229V15H226ZM143 15H144V17H143ZM149 15V16H148ZM172 15V16H171ZM175 15H177V16H175ZM192 15H194V16H192ZM147 16V17H146ZM155 16H157V18L158 17H160V18H158V21L159 22H157V18L155 17ZM168 16H169V18H168ZM185 16V17H184ZM192 16V17H191ZM202 16V17H201ZM205 18H204V17ZM258 16V15H257ZM140 17H141V20H139L140 19ZM150 17H153V19L152 18H150ZM156 19H155V18ZM163 19H162V18ZM183 17H184V19H183ZM143 18V19H142ZM145 18V19H144ZM150 18V19H149ZM165 18H166V20H165ZM174 18V19H173ZM176 18V19H175ZM185 18H187V19H185ZM149 19V20H148ZM160 19V20H159ZM190 19H192V20H190ZM236 19H238V20H240L241 21V23L243 22L245 25H243V26H245L244 28H245V30H244V28H243V26H242V28H243V31L241 30V29H239V27H240V25L238 24H233L232 22H234V23H236V21L235 20ZM151 20V21H150ZM152 20H153V22H152ZM156 21V23L158 24V28H159V26H160V30H161V28H163L162 29V32L161 31H159L158 30V28H156V26L155 25H157V24H155V21ZM165 20V21H164ZM179 20V21H178ZM184 20V21H183ZM229 20V21H228ZM234 20V21H233ZM160 21H161V23H160ZM176 21V22H175ZM183 21V22H182ZM186 21H189V22H191V23H189L188 22V24H187V22ZM231 21V22H230ZM151 22V23H150ZM166 22V23H165ZM181 22V23H180ZM246 22V23H245ZM147 23V24H146ZM150 23V24H149ZM154 23V24H153ZM163 23H164V25H165V27H168V28H165L164 26H163ZM167 23H169L168 25H167ZM175 23V24H174ZM181 25H180V24ZM242 23V24H243ZM151 24H153V25H151ZM162 24V25H161ZM172 24V25H171ZM184 24H185V26H184ZM248 24V25H247ZM256 24H257V26H256ZM147 26V28H146V26ZM167 25V26H166ZM177 25H179V26H177ZM191 26L192 27V29H191V27H188V26ZM236 25L237 26H239V27H236ZM147 29V31H146V29L144 28V27ZM162 26V27H161ZM183 26V27H185V28H181V27ZM230 26H231V28H230ZM259 26V28H257ZM177 27L179 28V30L177 29ZM152 31L153 30V32H148V30L149 29ZM155 28H156V31H155ZM177 30H176V29ZM190 28V29H189ZM234 28V29H233ZM247 28H249V30H248V32H246V30H247ZM254 28H255V32H256V30H257V32L255 33V35L253 36V38H250L249 37V32H252V31H250V29L252 30H254ZM167 29V30H166ZM169 29V30H168ZM170 29H171V31H173V32H175V33H173V35H172V32L170 31ZM174 29V30H173ZM183 29V30H182ZM185 29V30H184ZM238 29L239 30H241L242 32H240V31H238ZM259 29L261 30V32L259 31ZM263 29V30H262ZM143 30H144V32H143ZM164 30V31H163ZM189 30H191V31H189ZM140 31V32H139ZM158 31V32H157ZM178 31V32H177ZM184 31V32H183ZM155 32V33H154ZM161 32V33H160ZM164 32V33H163ZM166 32V33H165ZM189 34H188V33ZM241 33V35H239L240 33ZM245 32V33H244ZM258 32H259V34L260 35H258ZM263 32V33H262ZM138 33H143V34H138ZM146 33H149V34H147V36L145 35L144 36V34H146ZM160 33V34H159ZM199 33V34H198ZM200 33H202L203 35H200ZM253 33H254V31H253ZM154 34V35H153ZM163 34L165 35V36H163ZM171 34V35H170ZM182 34V35H181ZM186 34H188L189 36H190V34H191V36L193 37H191L192 38V40L193 41H191V38L189 37V36H186ZM198 34V35H197ZM209 34V35H208ZM137 35V36H136ZM141 35H143L142 37H141ZM148 35H149V37H148ZM156 35V36H155ZM160 37H159V36ZM167 35V36H166ZM180 35V36H179ZM194 35H195V37H194ZM197 35V36H196ZM206 35H207V37H206ZM236 35V36H235ZM242 36L241 38L239 37V36ZM246 35V36H245ZM139 36V37H138ZM151 36V37H150ZM199 36H200V40H199ZM202 36H204L203 38H202ZM148 39V41H147V39ZM163 37V38H162ZM211 37V38H210ZM236 37H239V38H236ZM244 37H245V39H244ZM249 38V39H247V38ZM255 37H257L258 39H256ZM137 38V39H136ZM145 38V39H144ZM151 38V39H150ZM154 38H155V42H154ZM156 38H157V40H156ZM160 38V39H159ZM167 38H170V40L168 39V41H169V43H168V41H166L167 40ZM174 38V39H173ZM177 38V39H176ZM180 40H179V39ZM182 38V39H181ZM187 38H188V40H187ZM190 38V39H189ZM194 38H195V40H194ZM198 38V39H197ZM221 38H223L224 40H222ZM255 38V39H254ZM140 39V40H139ZM150 39V40H149ZM152 39H153V41H152ZM159 39V40H158ZM161 39H163V40H161ZM212 39V41L214 40V42H212V41H210ZM143 40L144 41H146V42H143ZM181 40L183 41L182 42V44L180 43L181 42ZM190 40V41H189ZM197 40V41H196ZM250 40V41H249ZM264 40V39H263ZM138 41H139V43H138ZM157 41V42H156ZM166 41V42H165ZM178 43H177V42ZM189 41V42H188ZM222 41H224V43L222 42ZM248 42V43H246L245 44V42ZM252 41L253 42H255L253 45L251 44L252 43ZM259 41V40H258ZM258 41H257V43H258ZM148 42H150V44H148ZM161 42V43H160ZM164 42V43H163ZM172 42H174V43H172ZM175 42H176V45H175ZM191 42V43H190ZM251 42V43H250ZM142 43H144L143 45H145V46H141L142 45ZM152 43V44H151ZM154 43V44H153ZM157 43V44H156ZM160 45H159V44ZM165 43H167L168 45L166 46L165 45ZM185 43V44H184ZM190 43V44H189ZM217 43V44H216ZM222 43V44H221ZM244 43V44H243ZM147 44V45H146ZM162 44V45H161ZM164 44V45H163ZM174 44V45H173ZM189 45V47H188V45ZM151 45L154 47V49H153V47H152V49L153 50H155V51H153L152 49H149V47L151 48ZM187 45V46H186ZM191 45V46H190ZM214 45V46H213ZM218 45H220L221 46V49L218 47ZM247 45H249V46H247ZM257 45H256V47H257ZM148 46V47H147ZM160 46V47H159ZM165 47L164 49L162 48V47ZM174 46V47H173ZM177 46H179V47H177ZM182 46V47H181ZM216 46L218 47V48H216ZM225 46H227V47H225ZM144 47V48H143ZM160 48V49H156V48ZM170 47H171V49H170ZM264 47V46H263ZM161 48H162V50H161ZM175 48V49H174ZM182 48V49H181ZM223 48V49H222ZM140 49V50H139ZM142 49L144 50V49H146V50H144V51H142ZM214 49H216V50H214ZM218 49L220 50V52L218 51ZM224 49H226V51L224 52ZM149 50V51H148ZM159 50V52H157ZM165 52H164V51ZM184 50H186L185 52H182V51ZM247 50H248V53H247ZM262 50H264V48H262ZM146 51H147V53H146ZM161 51V52H160ZM151 54H149V53ZM164 52V53H163ZM168 52H170V53H168ZM177 52H178V54H177ZM181 53V56H183V58H180L181 56H180V53ZM156 55H158V54H161V58H160V55L159 56H155V54ZM158 53V54H157ZM166 53H168V54H170V55H166ZM261 53V54H260ZM146 54V55H145ZM173 54V55H172ZM184 54V55H183ZM218 55V57H219V55L220 56H222V58H218L217 57V55ZM164 55H166L167 56V58L168 59H166V56H164ZM172 55V56H171ZM225 55V56H224ZM149 56H152V58L150 59L149 58ZM154 56V57H153ZM179 56V57H178ZM224 56V57H223ZM144 57H146L145 59H144ZM147 57H148V59H147ZM174 59H173V58ZM178 57V58H177ZM254 57V58H253ZM156 58H157V61H154V60H156ZM166 59V61L168 62H163L165 59ZM246 58V59H245ZM262 58V59H261ZM154 59V60H153ZM160 59H164V60H162V62H161V60ZM172 59V60H171ZM176 59V61H174ZM183 59V61H181ZM214 59H215V61H214ZM221 59H223V62H222V60ZM249 59V60H248ZM252 59V60H251ZM220 60V61H219ZM238 60V61H237ZM240 60V61H239ZM258 60V61H257ZM159 61V62H158ZM170 61H174L173 63L171 62L170 63ZM179 61H181V62H179ZM224 61H225V64H223L224 63ZM251 61H253V62H251ZM256 61H257V63H256ZM262 61V62H261ZM146 63V64H145ZM158 63H160L163 67H164V65L165 64H167V66L164 68V69H162L163 67L161 66V65H158ZM164 65H163V64ZM175 63H177L176 64V68H175V65H173V64H175ZM182 63V64H181ZM222 63V64H221ZM241 63V64H240ZM172 65L173 66V68H171L172 66H170V65ZM237 64H239V65H241V66H239V65H237ZM247 64V65H246ZM251 64V65H250ZM258 64V65H257ZM261 64V65H260ZM149 65V64H148ZM158 65V66H157ZM180 65V66H179ZM225 66V67H223V66ZM232 65H234V67L232 66ZM236 65V66H235ZM257 65V66H256ZM260 65V66H259ZM145 66V67H144ZM168 66H170L169 67V70H168ZM238 66V67H237ZM256 66V67H255ZM154 67V68H153ZM155 67H157V68H155ZM232 67V68H231ZM251 67V68H250ZM161 68V69H160ZM174 68H175V70H174ZM181 68V69H180ZM236 68V69H235ZM170 69H172V71L170 70ZM178 69H180V70H178ZM157 70L159 71H161L160 73L159 72H157ZM162 70H164L165 72H166V70H167V73H169L168 71H171L172 73L171 74H168L169 75V77L168 76H166V77H168V81H165V80H167V78L165 79V75H167V73L166 74H164L165 72L163 71V73H162ZM151 71V72H150ZM153 71V72H152ZM154 71H155V73H154ZM174 71V72H173ZM178 71H179V73H178ZM177 74H176V73ZM237 72V73H236ZM262 72V73H261ZM145 73H146V75H145ZM157 73V74H156ZM174 73H175V76L176 77H173L174 76ZM153 74V75H152ZM159 74V75H158ZM161 74H163V76L161 75ZM179 74V75H178ZM157 75V76H156ZM171 75H173V76H171ZM155 76V77H154ZM253 76H256V81L254 82L253 80H251L250 81V78L251 79H253ZM164 77V78H163ZM181 77V78H180ZM261 77V78H260ZM157 79V80H155V79ZM162 78V79H161ZM176 78V79H175ZM239 78V79H238ZM260 78V79H259ZM160 79V80H159ZM171 79H175L174 80V86H173V89L172 90H175V92L174 91H171V92H173V93H171L172 95V97H179V98H177V101H178V103H176L177 101H176V99H172V97H170V95H168V93H167V91H168V89L167 88H169V92H170V87L172 86V84L169 82V81H171ZM178 79H180V80H178ZM255 79V78H254ZM262 79V80H261ZM147 80V79H146ZM153 80L155 81V82H153ZM176 80H178V82L176 81ZM258 80H261L262 82H263V84H260L261 83V81L259 82V84H258ZM156 81H157V83H156ZM160 82H162V83H160ZM164 82H165V84L166 85H168V86H166V85H164ZM167 82V83H166ZM200 82V83H199ZM151 83H153L155 86H156V88H158L157 89V91H156V89H155V86L154 85H147V84H151ZM159 83V84H158ZM168 83H170V84H168ZM180 84V85H178L179 87H177V84ZM193 83V84H192ZM160 84H162L161 86H158V85H160ZM198 84H200V86H198ZM203 84H205V85H203ZM240 84H242L243 85V87L242 86H239ZM170 85V86H169ZM175 85H176V87H175ZM193 85V86H192ZM195 85V86H194ZM203 85V86H202ZM217 85H220V86H217ZM244 85H246V86H244ZM263 85V86H262ZM151 86V87H150ZM187 86V87H186ZM198 88H197V87ZM207 86H208V88H207ZM211 86V87H210ZM260 86V87H259ZM152 87H153V89H152ZM162 87H164V88H162ZM175 87V88H174ZM193 87V88H192ZM160 88H162L161 90H159ZM166 88V89H165ZM180 88H182V89H180ZM184 88H186L185 90H184ZM197 88V90H194V89H196ZM199 88H203V90H201V89H199ZM204 88H207V89H204ZM215 89V92H214V89ZM243 88V89H242ZM151 89H152V91H151ZM165 89V90H164ZM176 89H177V91H176ZM179 89V90H178ZM212 89V90H211ZM217 89V90H216ZM242 89V90H241ZM262 89V90H261ZM163 90V91H162ZM182 90H183V92H182ZM207 90H209V91H207ZM221 90V92H218V91H220ZM239 90H241V91H239ZM186 91V92H185ZM193 91H194V93H193ZM195 91H197L198 92V94H200L199 92H201V94L200 95H198L197 94V92H195ZM206 91V92H205ZM213 91V92H212ZM180 92V93H179ZM186 94H185V93ZM188 92H189V94H188ZM209 92V93H208ZM211 92V93H210ZM219 94H218V93ZM222 95H221V94ZM160 94V95H159ZM175 94H177V95H175ZM206 94V97L204 96ZM215 94V95H214ZM151 95V96H150ZM153 95V96H152ZM167 95V96H166ZM180 95V96H179ZM184 95H187V97H184ZM196 95V96H195ZM212 95V97H210ZM162 98H161V97ZM197 96H199V97H197ZM208 96V97H207ZM166 97V98H165ZM168 97H170V98H168ZM184 97V98H183ZM205 97V98H204ZM233 97V98H232ZM162 100L163 98V100L161 101L160 99ZM182 98V99H181ZM195 98V99H194ZM199 98V99H198ZM257 98V99H256ZM167 99H169L168 101H166ZM172 99V100H171ZM210 99V100H209ZM233 99V100H232ZM251 99H253V100H251ZM175 100V101H174ZM182 100V101H181ZM186 100V101H185ZM206 100V101H205ZM223 100V101H222ZM231 100V101H230ZM251 101L250 102V104L251 105H255L254 107L253 106H251L250 105V108L249 109H251L252 110V108H253V112H251V110H249L247 107H248V105H249V101ZM152 101H153V103H152ZM202 103H201V102ZM237 101V102H236ZM260 101V102H259ZM154 102H157V103H154ZM179 102H182L181 104L179 103ZM190 102V103H189ZM198 102V103H197ZM199 102H200V104H199ZM220 102V103H219ZM245 102H247V103H245ZM150 103H152V104H150ZM160 103V104H159ZM172 103V104H171ZM176 103V104H175ZM224 104V106H222L223 104ZM260 103V104H259ZM157 104V105H156ZM168 104V105H169ZM184 104V105H185ZM216 104V105H215ZM220 104H221V107H220ZM172 105H173V107H172ZM178 105H180V106H178ZM164 107V109L162 108V107ZM167 106V107H166ZM175 107V110L173 109ZM246 107V108H245ZM252 107V108H251ZM165 108H166V110H165ZM213 108V109H212ZM154 109H153V107H152V111L154 112ZM161 109V110H160ZM215 109H217L216 111H218V112H213V110H215ZM221 109H223V113H221L222 112V110ZM256 109H258V112H257V110ZM158 110V111H157ZM249 110V111H248ZM152 111H150V112H152ZM177 111V112H176ZM184 111H185V114H184ZM230 111H232V112H230ZM256 111V112H255ZM263 111V112H262ZM161 112H159V113H161ZM166 112V113H165ZM216 113V114H215ZM220 113H221V115H220ZM233 114L232 116H230L231 114ZM153 114V113H152ZM218 114H219V117H218ZM226 114V115H225ZM224 115V116H223ZM237 115H239V116H237ZM158 116H156V117H158ZM217 116V117H216ZM162 117H164L163 119H161ZM170 117V118H169ZM185 117H183V118H185ZM222 117H223V119H222ZM220 119V120H219ZM163 120H164V122H163ZM171 120H174L173 118L171 119ZM222 120V121H221ZM226 120V121H225ZM178 122H179V124H178ZM180 122H181V124H180ZM187 122V123H186ZM235 122V123H234ZM239 122V123H238ZM254 122V123H253ZM257 122H259V126H257ZM263 122V123H262ZM174 124H176L177 125V127L175 128V125ZM241 124V125H240ZM165 125H168L167 124V122H166V124ZM186 125H188L189 127H191V129L189 130V132H188V128L186 127ZM228 125H230V126H228ZM169 126V125H168ZM156 127V126H155ZM227 127V128H226ZM256 127H259V130H257V128ZM156 129H157V127H156ZM184 129H185V131H184ZM186 129H187V134H190V135H188V136H185L184 134L186 133ZM223 129L225 130V131H223ZM169 130H173V132H171V131H169ZM221 130H222V132H226L225 134H223L222 135V132H221ZM227 130V131H226ZM263 130V132L261 133L260 131H262ZM192 131V132H191ZM170 132V133H169ZM185 132V133H184ZM252 132V133H251ZM175 135H174V134ZM183 133V134H182ZM164 134V135H163ZM172 134V135H171ZM191 134H192V136H191ZM244 134H246V136L244 135ZM180 135H182V136H180ZM240 135V136H239ZM180 136V137H179ZM214 136V137H213ZM243 136V137H242ZM177 137V136H176ZM184 137V138H183ZM185 138H189L188 140L187 139H185ZM214 138H216V140L217 141H214L213 142V140H215ZM247 138H248V140H247ZM261 138V137H260ZM259 138V139H260ZM262 138L263 139H260L261 140V142H262V144H264L263 143V141H264V136L262 135ZM163 138H161V140L160 141H163L162 140ZM179 139H181V140H179ZM240 139V140H239ZM158 140V141H159ZM176 140H179L180 142H178V147H179V143H180V147L181 148H183L182 147V143L181 142H184V140H185V142L186 143H183V146L185 145V144H187L186 146H184L185 148L182 150L181 148H180V150H181V152H178V149L179 148H177L176 146H175V144H174V147L175 148H173V143L172 142H174V143H176L177 141ZM188 142H187V141ZM259 140V141H260ZM149 141V142H148ZM151 141V142H150ZM176 141V142H175ZM153 142V143H152ZM241 142V143H240ZM261 142L259 143V145L261 144ZM149 143V145H147V144ZM172 143V144H171ZM252 143V144H251ZM152 144V145H151ZM154 144H155V146H154ZM170 146H169V145ZM235 144V145H234ZM239 146L238 148H237V145ZM246 144V145H245ZM261 144V145H262ZM158 145V146H157ZM176 145H177V143H176ZM243 145H245L246 146V149L248 150V152H247V150L245 149H243V148H245V146H243ZM250 146L249 148H247V146ZM258 146V147H262V148H264V145H262V146ZM148 146H152V147H148ZM154 146V147H153ZM172 146V147H171ZM234 146H236L235 148H233ZM162 147H163V149H162ZM167 149H166V148ZM169 147V148H168ZM240 147H242V149L240 148ZM155 148H157V149H155ZM172 148V149H171ZM176 148H177V150H176ZM218 148H219V150H218ZM151 149V150H150ZM176 150V152H173V154H172V152L171 151H173V150ZM220 149H221V151H223V154H222V152L220 151ZM252 149V151H250ZM170 150V151H169ZM192 150V151H191ZM216 150V151H215ZM158 151V152H157ZM164 151V152H163ZM217 151H219V153L221 154H219ZM156 154H155V153ZM169 153V154H167V153ZM237 152V153H236ZM244 152H246V153H244ZM164 153H166L167 154V156L165 155V157L167 158V159H169V160H167L166 158H164V159H162V160H164V162L161 160V158H163L164 157ZM175 153H180L179 154V156H177V154L175 155ZM248 153V154H247ZM251 153V154H250ZM154 154V155H153ZM161 154V158H160V155ZM162 154H163V157H162ZM172 154V155H171ZM235 154V155H234ZM155 155H158V156H155ZM177 158V160H174L175 159V157ZM239 156V159H237V157ZM158 157V158H157ZM172 157H174V158H172ZM179 157V158H178ZM183 158V160H187V161H184V162H181V163H184L183 165H180L181 163H180V161H178V160H180V158ZM241 157H242V160H241ZM252 157V158H251ZM160 158V159H159ZM160 160V162H159V160ZM250 161V164L251 165H248L247 163H249L248 161ZM182 160V159H181ZM182 160V161H183ZM177 161V162H176ZM241 161H243V162H241ZM247 161V162H246ZM157 162H159V163H157ZM188 163V165L189 164H191V165H193L194 167H196V172L197 173H199V172H201V175H199V174H197V173H195V169L193 170V168L190 166V170H187V169H185V168H187V165H185V163ZM167 163H166V165H167ZM186 163V164H187ZM238 163V164H237ZM184 165H185V168H184ZM246 165L249 167V166H251V167H246ZM168 166V165H167ZM180 166H182L183 168H180ZM238 167V169H237V167ZM178 167V166H177ZM189 167V166H188ZM199 167V168H198ZM169 169L170 170H173V169H176V170H174V171H169ZM182 169V170H181ZM183 169H185V170H187L186 171V173H184V171H183ZM204 169V170H203ZM245 169L247 170V173H246V171H245ZM249 169V170H248ZM199 172H198V171ZM202 170V171H201ZM206 170V171H205ZM220 170H223V172H221L222 173V176H223V178H222V176H221V174H220ZM225 170V171H224ZM168 171V172H167ZM183 172V174H187V172L189 171V172H192V174H191V176L189 175V174H187L186 175V177H189V178H187V179H189V180H187L186 182H187V187L185 186V188H184V180H186L185 178H181L182 176L184 177V175L183 174H180L179 172ZM245 171V172H244ZM164 172V173H163ZM171 172V173H170ZM225 172V173H224ZM157 173V172H156ZM163 173V174H162ZM193 173L194 174H197L196 176H192L193 175ZM206 173V174H205ZM220 175H219V174ZM243 173V174H242ZM166 174H168L169 176H166ZM179 174V175H178ZM217 176H216V175ZM165 175V176H164ZM170 175H171V177H170ZM173 175V176H172ZM175 175V176H174ZM203 175V177H201ZM213 177H212V176ZM156 176H154V177H156ZM177 176V177H176ZM179 176H180V180H178L179 179ZM198 176V177H197ZM212 177L211 179L209 178V180H208V178L207 177ZM214 176H216V177H218L219 178V176H221V180H224L225 181V185H223V183L224 182H222L221 180V184H220V181H219V179L218 178H215ZM166 177V178H165ZM173 177V179H171ZM192 177H193V179H192ZM201 177V178H200ZM226 177V178H225ZM175 178V179H174ZM178 178V179H177ZM196 180H195V179ZM202 178H204V179H202ZM205 178H206V180H205ZM192 179V180H191ZM219 181H217V180ZM235 179H239V180H235ZM153 180H155L154 178L152 179V181ZM164 180V181H163ZM203 180H205L204 182H203ZM211 180H214L215 182H213V181H211ZM247 180V181H246ZM167 181H168V184H167ZM169 181H171V183H173V185L171 184V183H169ZM174 181V182H173ZM177 181L179 182V185H181V183H182V186H179L178 184H177ZM191 181H195V183L197 184H195L194 182H191ZM197 181V182H196ZM199 181V182H198ZM210 181V182H209ZM185 182V183H186ZM206 182H208L209 184H210V186H214V189L216 190V188L218 189L217 190V192H219V190L220 191H222L221 193H219V195L221 196L222 194H223V190H225V195L224 196H226V193H227V196L230 198L231 196H233L234 194L236 195V193H235V191H236V185L234 186V183L235 184H237V189L239 190V191H237L238 192V194L237 195H239V196H237L236 198H235V195H234V197H232V201L229 199L228 200V198H227V196H226V199L224 200V198L223 199H221L222 197H219V200L217 201V198H218V193L216 194L215 192H213V194L211 193V191H215L214 189H213V186L211 187V190H210V186H208L209 184L208 183H206ZM176 184V186H177V189H176V186H175V184ZM193 183H194V185L195 186H193ZM202 183V184H201ZM204 183V184H203ZM213 183H215V184H213ZM218 183L220 184V187L222 186V188H223V190H222V188L220 189V187L218 186ZM239 183V184H238ZM243 183H245V184H243ZM169 184H171V186L169 185ZM188 184H192L191 186L190 185H188ZM199 184V185H198ZM212 184V185H211ZM241 184V185H240ZM167 185V186H166ZM186 185V184H185ZM215 185H217L216 187H215ZM165 186H166V188L167 189H169V188H171L172 187V189H170V190H166V189H164L165 188ZM168 186H169V188H168ZM199 187V188H196V187ZM205 186V187H204ZM232 186H234V187H232ZM242 186V187H241ZM157 187V188H156ZM175 187V188H174ZM181 187V188H180ZM183 187V188H182ZM189 187H194L193 189H192V192L194 193L195 191V195H191L190 193H188L187 191H189L191 188H189ZM180 188V189H179ZM230 188H234V192H233V189L231 190ZM241 188H243V189H241ZM162 189H164V190H166L167 191V193L169 192V194L167 195V194H165V192H164V190H162ZM183 189V190H182ZM184 189H185V191H184ZM187 189V190H186ZM157 190H159L160 192H161V190H162V194L160 193V192H158ZM172 190V191H171ZM177 192H176V191ZM194 190V191H193ZM207 190V191H206ZM210 190V191H209ZM248 190V189H247ZM150 191H152V193H148V192H150ZM174 191V193H171V192H173ZM179 191V192H178ZM182 191H184V197H185V199H184V197H183V195H182V200H181V197H180V193ZM202 191V192H201ZM205 191V192H204ZM210 192V194H212V195H210L209 194V192ZM227 191V192H226ZM232 192V194L233 195H231V193H229V192ZM157 192V194H155ZM189 192H191V190L189 191ZM208 192V193H207ZM160 193V194H159ZM163 193L165 194V196L163 195ZM175 193H177L176 194V197H175ZM185 193H188V196H189V198L187 197V195L185 194ZM197 193V194H196ZM144 194V195H145ZM158 194H159V196H158ZM176 198H174L172 195ZM182 194H183V192H182ZM200 194V195H199ZM206 194H209V195H206ZM217 195V196H214V195ZM155 195V196H154ZM163 195V197H167V198H163L164 199V201L161 199V198H159L160 196H162ZM170 195V196H169ZM157 196V197H156ZM190 196H192V198L190 197ZM194 196V197H193ZM204 197V196H212V197H216L215 199L214 198H212V199H214V200H216L217 201V203H216V201L215 202H213V203H216V206H217V208H215L214 206V204L211 202L212 200H210V202H209V204H208V197H207V199L205 200H203V199H200L201 197ZM242 196V197H241ZM177 197L178 198H180L179 200L177 199ZM200 197V198H199ZM158 198L159 199H161L160 201V203L162 204V202H164L163 203V205H165V204H168L169 202V206H167L166 205V207L164 206V210H162L163 209V205H161L158 201ZM169 198V199H168ZM194 198V199H193ZM205 198V197H204ZM239 198H241V199H239ZM167 199V200H166ZM173 199V200H172ZM186 199H188L187 200V204H190V206L192 205V207L191 208H189V210L188 211H186L183 207H182V205L183 204H185L186 205V203H184L185 201L184 200H186ZM222 201H221V200ZM233 199H235V200H233ZM155 200V201H154ZM165 200H166V202H165ZM168 200H169V202H168ZM171 200V201H170ZM175 200H177V201H175ZM184 201V202H178V201ZM192 200V201H191ZM193 200H194V202H193ZM198 200H200L199 202L200 203H197L198 202ZM227 200V202H225ZM222 202V204L223 205H220L221 203L220 202ZM156 202H158V203H156ZM177 202V203H176ZM220 204H219V203ZM231 203V202H233V203H231V204H228V203ZM237 202V203H236ZM151 203H154V204H152L151 205ZM205 204V205H203V204ZM210 203H212V205L210 204ZM227 203V205H225ZM234 203H236V205L234 204ZM155 204H156V206H155ZM157 204H158V206H157ZM176 204V205H175ZM177 204H178V206H177ZM220 206H219V205ZM151 205V206H150ZM175 205V206H174ZM181 205V206H180ZM185 205H183V206H185ZM209 205V206H208ZM212 206V208H211V206ZM229 205H232L231 207H229ZM237 206V207H235V206ZM140 206V205H139ZM156 207V208H151V207ZM174 206V207H173ZM177 206V208H175ZM179 206L181 207V208H179ZM188 206V205H187ZM187 206H185V207H187ZM196 206H197V208H196ZM221 206H223L222 207V211L223 212H225V213H223V212H220L219 211V209H221V208H219V207H221ZM227 206V207H226ZM234 206V207H233ZM161 207H162V209H161ZM200 207H203V208H206L205 210V213L209 210L210 212L209 213H211V214H207L206 213V215H208L207 217H205V216H202V215H204V209L203 208H201L200 209ZM210 208L212 211L213 210H215V209H218V210H216V211H218L217 213L219 214H217L216 216H212V214H215V212H211V210L210 209H208V208ZM214 207V208H213ZM194 208V210H195V208H196V210H198V212L199 213H197V215L196 214H193L192 212H191V210ZM225 208H228V209H225ZM230 208V209H229ZM150 209V210H149ZM152 209H154V210H152ZM156 209H158V210H156ZM160 209L162 210L161 212H160ZM165 209H167L168 211H165ZM224 209H225V211H224ZM144 210H145V208H144ZM160 212V213H162V214H164V216L162 215V216H159L158 214H157V212ZM176 211V212H171V211ZM179 210H185L184 212H183V216H180V214L182 215V212H180ZM193 210V211H194ZM195 210V211H196ZM200 210H202L201 212H202V214H201V212H200ZM228 210H229V212H228ZM231 210V211H230ZM178 211V212H177ZM190 211V212H189ZM228 213H227V212ZM236 211V212H235ZM164 212V213H163ZM179 212H180V214H179ZM153 213V214H152ZM156 213V214H155ZM159 213V214H160ZM170 213V214H169ZM174 215H173V214ZM179 215H178V214ZM184 213H186V215H188L189 213L194 217L195 215V217L196 218H198V217H200L201 216V218L199 219V220H197V221H195V220H189L190 218H192V217H190L191 215H188L190 218L189 219H181L180 220V217L182 218H184V216L185 217H188V216H186ZM194 213H196V212H194ZM220 213H222V214H220ZM201 214V215H200ZM224 214H225V216H224ZM228 216H227V215ZM147 215H148V217L150 216V215H152V219L151 218H149L148 219V217H147ZM166 215V216H165ZM170 215V216H169ZM173 215V216H172ZM221 215H223V217H224V219H225V224H224V221L223 222H220V221H222V220H224V219H220L222 216ZM153 216H154V218H153ZM157 216V218H159V220L161 221V222H159L158 221V219L156 218L155 219V217ZM172 216V217H171ZM180 216V217H179ZM198 216V217H197ZM209 216L211 217V218H213V217H216L217 219H219L218 221L221 223L220 224V226L218 225L217 227H221L223 224V226H222V228L221 229H226V230H219L217 227H216V223H218L219 224V222H217V220L215 219V218H213V219H215V223L214 224H216V225H214L216 228H214L213 226H211L212 224H211V221H212V219H210L209 221L208 220H206V219H208L209 218ZM219 216V217H218ZM221 216V217H220ZM226 216L228 217V218H226ZM164 219H163V218ZM170 217V218H169ZM194 217V218H195ZM222 217V218H223ZM165 218H168L167 220L165 219ZM178 219V220H176V219ZM193 218V219H194ZM206 218V219H205ZM172 219V220H171ZM202 219H205L206 220V223H205V220H202ZM152 222H150V221ZM164 220V221H163ZM174 220H176L175 222H174ZM202 220V221H201ZM227 220V221H226ZM156 221V222H155ZM166 221V222H165ZM172 222L173 223V225H172V223H168V222ZM189 223H191V225H187V223L188 222ZM193 221H195L194 223H193ZM207 221H208V223L209 224H211L210 226H211V228H214L212 231H214V232H212V231H209L211 228H210V226H208L207 227ZM158 222H159V224H158ZM183 224H182V223ZM201 222V224H199ZM212 222H214V220L212 221ZM226 222H227V224H226ZM147 223H149L150 225H148ZM153 223H155L156 224V227H158V228H156L155 226H153L152 228H151V226L152 225H155V224H153ZM161 223V224H160ZM163 223V224H162ZM170 224V226L172 227V226H174V228L172 227H169V225L168 224ZM203 223H205V224H203ZM140 222H137V225L134 227V228H138L140 225ZM165 224H167V226L165 225ZM179 224H181V226L182 225H184V226H178ZM195 224V225H194ZM197 224H199V225H197ZM208 224V225H209ZM166 226V227H163V226ZM193 225V226H192ZM204 225V226H203ZM225 225H227V227L225 226ZM146 226H148V227H146ZM160 226V227H159ZM161 226L163 227V228H165V229H163V228H161ZM177 226V227H176ZM190 226H192V229L190 228ZM198 226H199V228H198ZM200 226H202V228L200 227ZM230 226V227H229ZM150 227V228H149ZM169 228V230L170 229H173L174 230V234H175V232H178L177 234H175V235H173L172 233H173V230H168V228ZM175 227H176V229H175ZM184 227V228H183ZM208 228L209 230H207V229H204V228ZM226 227V228H225ZM156 228V229H155ZM159 228H160V230H159ZM167 228V229H166ZM188 228V231L186 230V232H189V235L187 236V234L188 233H186L185 232V229H187ZM232 228V229H231ZM152 229V230H151ZM154 229V230H153ZM162 229V230H161ZM216 229H217V231H219V233L218 232H215L216 231ZM228 229H229V231H228ZM156 230H158L159 232H161V234L159 233V232H157ZM194 230V231H193ZM206 230V231H205ZM231 230V231H230ZM153 231H155L154 233H153ZM181 231V232H180ZM190 231H192V233L190 234ZM203 231H205V234L203 233ZM223 231V233H221V232ZM225 231V232H224ZM146 232H149V233H146ZM167 232V233H166ZM185 233V234H182V233ZM209 232V233H208ZM157 233V234H156ZM159 233V234H158ZM166 234V235H164V234ZM171 234V235H173V236H171V235H169V236H167V234ZM197 233V234H196ZM200 233V234H199ZM203 233V234H202ZM215 233H217V239L216 238H214L215 239V241L217 240V244L219 245H217L216 243H214L213 241H211V240H214L211 236L212 235H214ZM220 233L222 234V236H221V238L220 239H218V237H219V235H220ZM225 233V234H224ZM150 234V235H149ZM179 234H182V236H183V238H184V236H186V238H187V240H186V238H184L183 240H182V236H180ZM192 234H194V237L192 236ZM208 234L209 235H211V236H208ZM224 234V235H223ZM156 235H159V238H158V236H156ZM164 235V236H163ZM205 235V236H204ZM168 237V238H170V239H166L165 237ZM177 236V237H176ZM197 236H199V238L200 239H198V237ZM214 236H216V234L214 235ZM213 236V237H214ZM163 237V238H162ZM171 237H173V239H174V241H175V243L176 244H173V242L174 241H172L171 239ZM178 237H179V239H178ZM205 237H207L209 240H207L208 242H210V244L209 245H206L207 243L205 242L206 240L205 239H207V238H205ZM204 239L203 241H201L202 239ZM211 238V239H210ZM161 239V240H160ZM166 239V240H165ZM176 239V240H175ZM178 239V240H177ZM237 239H239V241L241 240V243L239 242V244H238V240ZM149 240V239H148ZM167 240H169V241H171V242H168ZM161 241V242H160ZM167 241V242H166ZM220 241V242H219ZM164 244H163V243ZM185 242V243H184ZM213 242V243H212ZM167 243V244H166ZM190 243V242H189ZM234 243H236V245L238 244V246H236ZM139 244V245H140ZM170 244V245H169ZM185 244V245H184ZM188 244V243H187ZM212 244V246H213V244H215L216 245V247H212V248H214V249H216L215 251H211L210 249H212L211 247H210V245ZM240 244L242 245V247H240L239 248V246H240ZM171 245H173V246H171ZM181 245H182V247H181ZM183 245H184V247H183ZM228 245H229V247H228ZM143 246V245H142ZM160 246H162V247H160ZM169 246H171L170 248H169ZM144 247L143 248H141L140 247V252H141V257L143 258V255L147 258L148 257V255L150 254L148 251H147V248H146V251L144 250ZM152 248H153V246H151ZM210 247V248H209ZM218 247V248H217ZM233 247V248H232ZM234 247H235V250H233L234 249ZM136 248H138L139 249V246L137 247L136 246ZM156 248V247H155ZM156 248V249H157ZM204 248H207V249H209L210 251H211V253H209L208 251V253L207 252H203V249ZM232 248V249H231ZM158 249L157 250H154V248H153V252L152 253H155V252H157L158 251ZM167 249H170L171 251H169V250H167ZM175 249V250H176ZM206 249V250H207ZM217 249H219L218 251H217ZM238 249V250H237ZM166 250L168 251V253H165L166 252ZM173 250H174V248H173ZM205 250V249H204ZM155 251V252H154ZM185 251H186V253L187 254H185V255H183L184 253H185ZM193 251V252H192ZM176 252H177V250H176ZM184 252V253H183ZM219 252V253H218ZM235 252V253H234ZM262 253H260V255H259V263L260 264H264V251L262 250L261 251ZM162 253V252H161ZM183 253V254H182ZM190 253H192L190 256H188ZM194 253V254H193ZM197 253V254H196ZM203 253L204 254H208L207 256L205 255H203ZM213 253H216L217 254V256H214L215 257V259H214V257H212L213 256ZM165 254V255H164ZM200 254V255H199ZM219 254V255H218ZM222 256H221V255ZM239 254V255H238ZM196 257H195V256ZM215 255V254H214ZM161 256V257H160ZM172 256V255H171ZM174 256V257H175ZM183 256H185V259H183ZM200 256V257H199ZM210 256H211V258H210ZM220 256V257H219ZM159 257V258H158ZM174 257H172V258H174ZM201 257H204L203 259L201 258ZM216 257H219V258H216ZM210 259V261H209V259ZM214 260H213V259ZM156 259V261H157V263H158V260ZM169 259V260H168ZM187 259V260H186ZM190 259V260H189ZM198 259H202V261L201 260H198ZM144 260V259H143ZM212 260V261H211ZM170 261H172V262H170ZM169 261V264L171 263H173V260H170ZM177 261H174V263L176 262V264H177ZM185 261H186V263H185ZM188 261V262H187ZM194 261V262H193ZM200 261V262H199ZM145 264L147 263V262H145V260L143 261ZM159 262V263H160ZM179 262V261H178ZM263 262V263H262ZM143 263V264H144ZM156 263V264H157ZM158 263V264H159ZM181 263V264H182ZM148 264V263H147ZM164 264H167L166 262L164 263ZM180 264V263H179Z\"/></svg>", "mask_w": 264, "mask_h": 264}]
</instances>
